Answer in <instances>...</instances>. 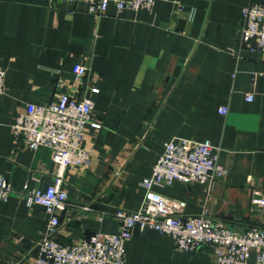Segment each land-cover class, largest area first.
Instances as JSON below:
<instances>
[{
  "label": "crops",
  "instance_id": "obj_1",
  "mask_svg": "<svg viewBox=\"0 0 264 264\" xmlns=\"http://www.w3.org/2000/svg\"><path fill=\"white\" fill-rule=\"evenodd\" d=\"M253 2L264 0H156L152 10L111 3L95 14L86 0H0V173L15 190L0 197V264H34L47 212L19 189L45 190L57 168L51 148L16 140L13 122L28 103L64 92L89 95L102 126L89 129L91 166L66 172L59 241L118 232L113 210L141 207L142 182L175 137L210 140L228 174L154 189L182 201L185 214L208 212L237 231L262 224L252 199L264 192V56L241 40L242 11ZM77 63L96 92L79 90ZM212 252L179 250L172 235L149 227L127 242L128 264H217Z\"/></svg>",
  "mask_w": 264,
  "mask_h": 264
},
{
  "label": "built area",
  "instance_id": "obj_2",
  "mask_svg": "<svg viewBox=\"0 0 264 264\" xmlns=\"http://www.w3.org/2000/svg\"><path fill=\"white\" fill-rule=\"evenodd\" d=\"M86 1L89 10L95 14L105 12L111 3L119 10H152L156 3V0ZM241 21L242 43L260 50L264 56V2L246 5ZM74 72L79 90L97 91L86 82L89 68L85 64H75ZM5 75L0 66V94L5 91ZM252 98L248 94L247 100ZM220 112L226 113L227 108L222 106ZM92 126H102L95 116L92 98L67 92L48 103H28L13 122L16 140L34 150L40 146L51 148L57 167L54 183L45 190L27 185L19 189L29 205L40 204L47 212L46 232L37 242L34 264H128L127 242L133 238L136 229L148 227L172 235L179 250L192 252L204 246L212 249L217 264H264V192L254 191L252 199L255 209L263 215L262 224L237 231L208 212L185 214L182 201L154 189L156 185L166 186L177 180L212 182L228 174V168L219 162L218 149L210 140L189 137H175L166 142L153 165L152 174L142 182L146 193L138 210H113L112 214L120 222L118 232L98 230L90 237L71 243L59 241L57 235L62 223L58 212L65 210L69 201L65 175L70 169L91 166L95 151L88 141V134ZM14 191L10 179L0 173V197L6 200ZM252 251L255 252L254 259H251Z\"/></svg>",
  "mask_w": 264,
  "mask_h": 264
}]
</instances>
